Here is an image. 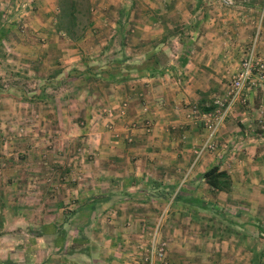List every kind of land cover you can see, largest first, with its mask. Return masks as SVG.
Masks as SVG:
<instances>
[{"label":"rangeland","instance_id":"obj_1","mask_svg":"<svg viewBox=\"0 0 264 264\" xmlns=\"http://www.w3.org/2000/svg\"><path fill=\"white\" fill-rule=\"evenodd\" d=\"M247 1L259 8L255 13L257 7L248 6L256 23L253 35L264 17V0H0V242L17 245L18 249L31 241L55 240L79 249L83 243H97L103 238L108 251L99 264H181L179 251L185 252L188 264L207 260L208 235L195 240L188 237L179 243L176 235L155 227L160 218L151 221L148 228L128 233L123 218L114 222L126 231L118 240L116 235L107 234L108 228L103 235L97 233L98 222L103 221L106 227L110 224L107 219L113 221L110 209L109 217L99 212L94 219L73 212L80 207V193L107 197L111 193L127 194L125 186L99 189L80 183V178L89 177L94 161L103 160L104 155L93 153L86 132H96L100 127L102 132L111 130L110 122L102 125L111 112L102 103L112 91V79L127 81V70L136 66L127 61L131 60L129 54L156 51L161 56L164 49L182 51L187 46L161 40L171 35L205 34L209 16H215L216 21L227 17L230 27L234 29L237 24L238 30ZM216 30L223 35L218 26ZM145 34L157 36L160 42H144ZM256 39L257 34L249 44L256 45ZM240 62L232 73L219 76V86L211 91L198 116L212 111L213 101L224 95ZM114 68H120L117 76L111 73ZM258 84L255 79L251 90ZM252 102L255 105L254 99ZM111 204L107 203L108 208ZM17 209L24 213L23 225H8ZM48 209L56 210V216L49 217ZM67 212L72 216L63 218ZM85 218L92 232L70 233V228H79ZM53 223L56 233L39 230L43 225L49 230ZM111 238L115 245H124L116 255L111 252ZM74 251L68 258L65 253L69 251L56 250L57 259L64 256V260L77 262L80 255Z\"/></svg>","mask_w":264,"mask_h":264},{"label":"crops","instance_id":"obj_2","mask_svg":"<svg viewBox=\"0 0 264 264\" xmlns=\"http://www.w3.org/2000/svg\"><path fill=\"white\" fill-rule=\"evenodd\" d=\"M247 2L239 31L237 24L234 29L230 27L231 19L223 17L216 21L215 16H209L207 33L190 37L171 35L161 40L187 46L182 51L164 49L163 56L156 51L129 54L131 60L127 61L136 66L127 70V81L112 79V91L105 97L106 103H102L103 108L111 110L102 125L110 122L111 130L102 132L100 127L96 132H86L93 143V153L98 157L104 155L103 160L94 161L92 174L80 178V183L100 186L99 189L121 185L127 187V194L111 193L107 197L80 193V207L73 212L94 219L99 212L104 218L109 217L110 209L113 221L107 219L110 224L106 227L103 221L98 222L99 235L108 228L107 234L120 240L118 236L126 231L114 225L115 221L125 218L127 223L123 225L130 233L132 229L148 228L151 221L160 218L155 227L162 233L176 235L179 243H185L188 237L195 240L208 235L205 240L210 247L206 251L210 253L199 264H264V82L244 92L238 109L216 135V150L196 159V151L208 132L201 122L206 113L198 116L197 112L200 107V111L204 109L211 91L219 86V76L232 73L253 46L249 43L256 34L255 53L264 60V17L252 35L256 23L249 7L256 6L255 13L259 8ZM215 26L223 35L217 33ZM142 37L144 42H160L157 36ZM213 167L227 173L228 191L214 190L202 179V174ZM102 205L104 210L100 209ZM17 210L8 225H23L24 213ZM55 211L48 209L47 215L56 216ZM67 214L62 217L72 216ZM88 223L85 218L79 228H70V233L92 232ZM45 228L43 225L39 230L56 233L55 223L49 230L44 231ZM102 239L83 243L79 249L55 240L31 241L18 249L17 245L0 242V264H99L108 251ZM112 239L111 252L116 255V250L121 251L124 245H115ZM179 248L185 250L180 244ZM73 249L80 255L77 262L64 260ZM56 250L69 252L59 260ZM178 256L181 264L189 263L185 252L179 251Z\"/></svg>","mask_w":264,"mask_h":264},{"label":"built area","instance_id":"obj_3","mask_svg":"<svg viewBox=\"0 0 264 264\" xmlns=\"http://www.w3.org/2000/svg\"><path fill=\"white\" fill-rule=\"evenodd\" d=\"M255 79L258 82H264V60L256 55L255 45H253L231 77L229 87L224 95L213 101L211 112L202 115L201 120L208 132L205 140L196 151L197 158L207 152L216 150L215 138L219 129L225 123L235 105L241 101L244 92L255 85Z\"/></svg>","mask_w":264,"mask_h":264},{"label":"trees","instance_id":"obj_4","mask_svg":"<svg viewBox=\"0 0 264 264\" xmlns=\"http://www.w3.org/2000/svg\"><path fill=\"white\" fill-rule=\"evenodd\" d=\"M75 7L71 10L70 15L73 17ZM74 20L72 19L71 25L73 26ZM116 67V66H115ZM113 76H117L120 68H114ZM202 179L214 190L228 191L230 188V180L225 171H220L219 168L213 167L202 174Z\"/></svg>","mask_w":264,"mask_h":264}]
</instances>
